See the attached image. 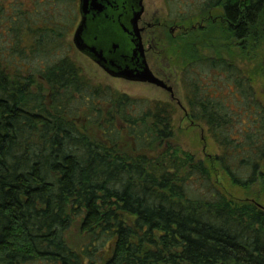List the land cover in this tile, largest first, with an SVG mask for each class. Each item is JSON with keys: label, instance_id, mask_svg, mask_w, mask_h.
<instances>
[{"label": "trees", "instance_id": "16d2710c", "mask_svg": "<svg viewBox=\"0 0 264 264\" xmlns=\"http://www.w3.org/2000/svg\"><path fill=\"white\" fill-rule=\"evenodd\" d=\"M166 1L206 160L171 103L82 75L78 0H0V264H264V0Z\"/></svg>", "mask_w": 264, "mask_h": 264}, {"label": "water", "instance_id": "95a60500", "mask_svg": "<svg viewBox=\"0 0 264 264\" xmlns=\"http://www.w3.org/2000/svg\"><path fill=\"white\" fill-rule=\"evenodd\" d=\"M141 1L137 0L126 21L118 22L106 18L112 0H78L80 19L73 32L72 45L113 78L164 88L144 59L137 29Z\"/></svg>", "mask_w": 264, "mask_h": 264}, {"label": "rangeland", "instance_id": "374dc122", "mask_svg": "<svg viewBox=\"0 0 264 264\" xmlns=\"http://www.w3.org/2000/svg\"><path fill=\"white\" fill-rule=\"evenodd\" d=\"M145 2L148 11L164 12L165 10H167L166 0H146ZM72 36L73 33L70 35V37H68V40L71 43ZM71 58L81 70L82 75L95 86H100L101 88L109 87L120 94L134 99L145 100L148 102L171 103L174 112L172 116V145L178 146L186 153L192 154L200 160H206L208 157L215 156L220 153L219 148L208 135L206 128L203 125L193 124L189 122L188 118L184 116V112L175 103L173 104L172 102H170L168 96L163 91L153 88L149 85L128 83L121 80L112 79L105 75L90 60L82 56L75 49L71 53ZM180 76L181 75L178 74V86L175 96L181 103L182 107L187 111L185 98L186 91H184L181 85ZM257 87L259 92L262 91V89L264 88V82H260ZM223 187L229 194H233L237 199H244L246 196L245 192L230 190L225 182ZM252 190L253 192H257V188H254Z\"/></svg>", "mask_w": 264, "mask_h": 264}, {"label": "flooded vegetation", "instance_id": "af4514ba", "mask_svg": "<svg viewBox=\"0 0 264 264\" xmlns=\"http://www.w3.org/2000/svg\"><path fill=\"white\" fill-rule=\"evenodd\" d=\"M145 1L146 0L141 1L142 13L137 21V29L139 30V36L144 52L145 62L152 75L163 82L165 87L161 88L152 85L149 86L163 91L168 96L170 102H172L173 104L175 103L184 112V116L188 117L187 111L182 107L181 103L175 96L178 86L177 80L179 73L177 72L176 68L172 67L169 64V58L167 55L169 37L175 38V36L184 31V29L182 26L176 24L175 22L173 23L168 20L167 10H165L164 12L148 11L145 5ZM136 3L137 0H112L111 7L108 9V15H106V18L109 20L124 22L129 17V14L133 11ZM122 4H124V7L122 6ZM125 5H127V7H125ZM95 66L99 68L97 65ZM99 69L108 77L117 79L109 76L101 68ZM117 80L127 82L122 79Z\"/></svg>", "mask_w": 264, "mask_h": 264}]
</instances>
